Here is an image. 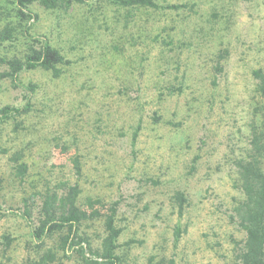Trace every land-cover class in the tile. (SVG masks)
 Here are the masks:
<instances>
[{
	"label": "rangeland",
	"instance_id": "374dc122",
	"mask_svg": "<svg viewBox=\"0 0 264 264\" xmlns=\"http://www.w3.org/2000/svg\"><path fill=\"white\" fill-rule=\"evenodd\" d=\"M155 1L179 7L31 6V34L67 63L56 77L34 69L0 80V108L30 102L26 114L0 118L9 150L0 154V234L16 239L0 264L33 258L23 200L60 182L77 184L81 201H117L122 264H234L244 233L230 218L242 198L232 160L247 144L251 72L264 67V0ZM222 48L228 54L217 60ZM15 49L0 45V58ZM14 150L26 164L22 180L12 175ZM177 191L186 196L181 208ZM80 231L93 248L103 236L99 220ZM50 264L83 263L71 251Z\"/></svg>",
	"mask_w": 264,
	"mask_h": 264
},
{
	"label": "trees",
	"instance_id": "16d2710c",
	"mask_svg": "<svg viewBox=\"0 0 264 264\" xmlns=\"http://www.w3.org/2000/svg\"><path fill=\"white\" fill-rule=\"evenodd\" d=\"M33 4L55 13L69 9L72 4L84 5L89 12L104 5L125 8L127 13L140 7L153 10H174L179 7L176 4L161 5L155 0H2L0 45L9 43L16 49L12 50L11 55L0 58V65L3 67L0 80L6 78L13 80L21 72L34 69L49 72L56 77L60 73V67L67 63L61 51L48 39L31 34L29 20L35 16L31 8ZM227 54V49L222 48L217 52L216 58L224 59ZM219 62L215 64V69L220 70ZM251 74L255 80L256 97L251 105L252 117L248 126L247 144L232 160V167L236 173L233 186L242 198L234 205L230 218L244 233L243 238L234 247V264H264V67L253 69ZM27 88L33 90V85L29 84ZM29 105L27 97L21 107L3 106L0 108V118H9L14 113L26 114ZM7 152L9 153L8 148L0 145V154ZM21 158L20 150L10 153L12 175L19 180L26 174V164ZM72 164L78 174L80 166L77 160L73 159ZM55 188L46 189L44 192H32L29 198L23 200L24 209L21 217L28 226L25 249L34 256L27 257L22 264H50L57 259L58 253L66 255L71 251L79 254L83 264H122L117 243L121 232V227L116 225L117 201L105 203L91 197H85L81 201L79 199L81 190L75 183L60 182ZM173 198L180 208L186 201V196L180 191H177ZM34 199H39L37 204ZM27 200H30L31 204H27ZM95 220L100 221L103 236L100 237L98 246L93 248L80 231V227L88 221ZM179 230L177 226L176 238ZM15 240L11 234L1 233L0 255ZM50 240H53V245L46 247ZM86 250L90 252L88 256ZM167 263L173 264V261L166 262L163 257L154 261L149 257L147 262Z\"/></svg>",
	"mask_w": 264,
	"mask_h": 264
}]
</instances>
